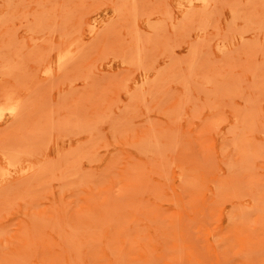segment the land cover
Returning a JSON list of instances; mask_svg holds the SVG:
<instances>
[{"label":"rangeland","instance_id":"obj_1","mask_svg":"<svg viewBox=\"0 0 264 264\" xmlns=\"http://www.w3.org/2000/svg\"><path fill=\"white\" fill-rule=\"evenodd\" d=\"M0 264H264V0H0Z\"/></svg>","mask_w":264,"mask_h":264}]
</instances>
